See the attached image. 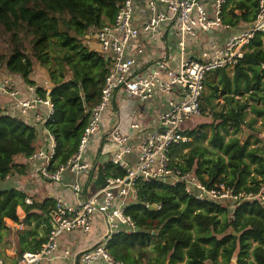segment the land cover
Returning <instances> with one entry per match:
<instances>
[{
	"label": "trees",
	"instance_id": "obj_1",
	"mask_svg": "<svg viewBox=\"0 0 264 264\" xmlns=\"http://www.w3.org/2000/svg\"><path fill=\"white\" fill-rule=\"evenodd\" d=\"M122 1L0 0V41L6 45V50L0 51V65L32 86L37 84L32 77L41 67L51 84L53 114L44 123L55 141L50 172L78 152L91 110L101 100L111 69L112 58L91 49L84 39L93 30L97 33L113 24L117 4ZM259 4L260 0H226L221 20L230 26L255 22ZM215 71L220 74V82L205 80L209 92L203 93L200 103L201 113H211L213 120L185 132L192 140L173 146L172 167L192 172L210 186L224 183L236 193L264 192V148L253 146L251 137L240 136L244 127L255 129L258 117L264 119V32H256L251 39L233 76L225 68ZM36 93L46 97L48 90L37 86ZM220 95H225L228 108L216 109L214 100ZM250 112L254 116L248 119ZM38 139L35 125L0 107V182L18 167L16 156L31 157L38 152ZM24 168L17 171L24 173ZM125 174L124 168L112 162L99 164L97 173L89 177L85 190L91 189L86 196L102 189L108 177ZM136 188L138 199L129 204L127 213L138 228L112 235L107 250L115 261L264 264V199L201 201L186 192L184 182L172 184L164 178L147 181L140 177ZM26 199L27 195L18 189H0V243L9 229L7 219L20 221L19 206L27 212V223L45 227L42 234L35 228L21 236L18 260L24 252L39 250L53 229L47 214L55 200L37 205L27 204ZM149 204L161 207L152 209ZM150 252L156 257L151 258Z\"/></svg>",
	"mask_w": 264,
	"mask_h": 264
},
{
	"label": "built area",
	"instance_id": "obj_2",
	"mask_svg": "<svg viewBox=\"0 0 264 264\" xmlns=\"http://www.w3.org/2000/svg\"><path fill=\"white\" fill-rule=\"evenodd\" d=\"M136 1L123 0L117 4L115 22L104 26L96 33L101 52L112 57V64L102 90L101 100L91 110L78 152L58 170L50 172L46 167L42 170V174L56 181L62 180L65 171L82 172L91 176L93 167L91 163L83 161V155L91 139L102 129L104 113L117 92L148 99L157 91L169 94L177 87L183 97L179 101L170 100L169 108L160 116V128L142 136L139 154L133 164L128 159V156L134 151L129 135L123 133L118 125L111 128L107 136L116 145V151L104 162H112L121 166L126 170V174L108 177L107 184L89 197L84 194V189L79 181L73 182L72 187L75 193L81 197L75 203H70L61 197L55 200L50 212L54 227L48 240L39 250L24 252L17 264H44L45 260L51 258L58 250L61 233L75 230L87 232L92 225L94 214L97 213L102 214L105 219L106 232L97 243L83 251L82 264H93L100 257L105 259L108 264H129L115 261L107 250V244L114 233L122 230L134 232L138 228L137 222L127 213V207L138 199L136 182L140 177L147 181L164 178L172 184L184 182L186 192L201 201L227 202L230 200L237 202L264 199L263 191L247 193L243 190L236 193L234 189L227 187L224 183L210 186L196 174L184 173L180 169L172 167L173 157L171 155L175 144L192 140L182 131L181 126L188 118L201 114L200 103L205 92L207 74L220 68H234L239 59L244 56L247 46L256 32H264V0H260L257 20L249 31L232 36L224 46L215 47L213 51H203L198 58H183L177 68H170L167 55L162 54L155 60V66L150 68L146 74L134 72L136 60L126 54L127 46L131 40L140 35L141 29L150 31L154 35L159 31L162 22L175 24L180 36L179 45L184 52L186 36L193 34L196 26L208 30L215 25H224L221 20V7L226 0H217L215 18L209 15L206 0H149L151 16L141 28L132 23ZM159 4H165L169 13L161 10ZM194 11H197V16H193ZM1 80L0 72V82ZM4 84L6 85L4 93L15 100L22 115H27L31 110L37 109L39 105H45L51 110L44 122L53 114L50 92L46 97L37 95L21 99L18 89L14 88L9 80L5 79ZM18 117L23 118L21 115ZM132 127L139 128V125L133 124ZM54 153L53 148L50 152H37L31 157L41 155L51 159ZM27 201L31 202L29 199ZM160 207V205L157 206V208ZM18 224L23 225L22 221H19ZM65 252L70 254L67 250ZM0 264H4L2 258H0Z\"/></svg>",
	"mask_w": 264,
	"mask_h": 264
},
{
	"label": "crops",
	"instance_id": "obj_3",
	"mask_svg": "<svg viewBox=\"0 0 264 264\" xmlns=\"http://www.w3.org/2000/svg\"><path fill=\"white\" fill-rule=\"evenodd\" d=\"M216 2L217 0H206L209 15L216 17ZM134 14L132 23L141 28L146 23L150 16L151 10L149 7V0H137L134 6ZM159 8L169 13L165 4H159ZM240 13V10L236 11ZM193 16H197V11H194ZM257 20V19H256ZM256 22V21H255ZM255 22H242L238 26H230L225 24L215 25L208 30H203L199 26L195 27L193 34L186 36L185 51L182 52L179 45L180 36L177 32L175 24L170 22H162L159 31L153 35L150 31L142 30L137 38L131 40L127 46V56L134 57L136 60V67L133 69L136 73H145L155 66V60L162 54H166L170 68H177L180 66L183 58H198L205 50L213 51L216 48L224 46L227 41L234 35H238L249 31ZM155 36V37H154ZM91 49L101 52L100 44L97 38L96 31L86 36L84 39ZM112 58V57H111ZM112 64V62H111ZM2 80L0 82V107L4 108L8 113L21 115L24 120L32 125H35L39 132V139L37 142L38 152H50L55 148V141L50 132L44 127V120L48 118L51 110L45 105H39L37 109L31 110L27 115H22L19 108L15 104V100L11 99L9 95L4 93V80L11 82L14 88L19 91V98H32L37 96L36 87L43 86L48 90L51 89V84L45 69L39 67L35 71L32 79L36 81V86H32L25 82L19 75L10 73L6 68L0 69ZM226 72L229 76H233L234 68H227ZM205 80H210L212 84H219L220 74L217 71H211L207 74ZM205 92H209V86L205 85ZM225 95H220L224 103L219 110L228 108ZM183 97L179 88H174L173 92L164 94L156 92L151 98L144 99L127 95L123 92H117L112 100V103L104 113V125L99 133L92 139L83 155V161L91 163L93 167L92 173H97L99 164L111 157L116 151V145L108 139V132L115 125L125 134L129 135L130 141L134 146V151L128 156V159L133 164L139 154L140 142L145 133L160 128V116L169 108L170 100L179 101ZM215 99L214 102L217 100ZM215 105L218 104L215 102ZM248 118V116H247ZM259 119V117H258ZM261 119V118H260ZM199 118L192 116L188 118L181 126L185 133L193 130L198 126ZM133 124H138L139 128L132 127ZM50 160L46 156L26 157L18 155L15 157V163L18 167L2 182H0V189L11 190L18 189L27 195V199L31 202L27 204L44 203L47 199H54L61 197L70 203H75L81 197L76 194L72 187V183L79 181L84 189V194H89L91 187L89 186V177L85 173H73L65 171L62 175L61 181H56L50 177L44 176L42 170L48 167ZM24 166V173H19L17 170ZM91 186V185H90ZM52 209V208H51ZM50 211L47 217L50 219L53 227ZM38 212L36 208L34 210ZM19 219L23 225L11 219H7L8 231L0 243V257L4 264H15L19 259V252L21 251L22 243L21 236L29 234L36 228L41 234L44 233V225L40 224L38 227L34 222L27 223V212L23 206L17 209ZM106 232V222L102 214H94L92 218V225L87 232L82 230H75L72 232L61 233L59 236V248L55 254L45 260L44 264H82L81 255L84 250L97 243ZM31 237L28 238V240ZM70 254H66L65 251ZM151 251V246L148 247ZM151 258L156 257V253L150 252ZM93 264H108L102 257L96 259ZM179 264H186L182 262Z\"/></svg>",
	"mask_w": 264,
	"mask_h": 264
},
{
	"label": "rangeland",
	"instance_id": "obj_4",
	"mask_svg": "<svg viewBox=\"0 0 264 264\" xmlns=\"http://www.w3.org/2000/svg\"><path fill=\"white\" fill-rule=\"evenodd\" d=\"M6 50V45L3 41H0V51H5ZM5 68L3 65H1L0 69ZM218 106H216V109L219 110L220 106L224 103L223 98L221 99H217L215 101ZM254 115L253 113H249L248 114V119L252 118ZM196 117L199 118L198 121V125L201 123H207V122H211L213 120V117L211 115V113L209 114H200L197 115ZM256 129V130H255ZM255 129H249L248 127H244L242 132L240 133V136L242 137V139H246L251 137V141H252V145L253 146H258V144H260L263 148H264V119L263 118H259L257 119V122L255 124ZM208 136L211 135L212 133V129L209 127L208 129ZM246 132L247 135H246ZM204 143L207 144V140H204Z\"/></svg>",
	"mask_w": 264,
	"mask_h": 264
},
{
	"label": "water",
	"instance_id": "obj_5",
	"mask_svg": "<svg viewBox=\"0 0 264 264\" xmlns=\"http://www.w3.org/2000/svg\"><path fill=\"white\" fill-rule=\"evenodd\" d=\"M248 132H246V135H247ZM148 207L152 208V209H157V205H148ZM234 233H236V231H234ZM169 262H167L168 264Z\"/></svg>",
	"mask_w": 264,
	"mask_h": 264
}]
</instances>
